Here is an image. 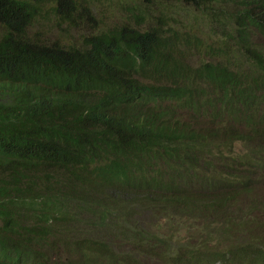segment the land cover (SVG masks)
<instances>
[{"label":"trees","instance_id":"trees-1","mask_svg":"<svg viewBox=\"0 0 264 264\" xmlns=\"http://www.w3.org/2000/svg\"><path fill=\"white\" fill-rule=\"evenodd\" d=\"M47 2L94 23L73 0H0V264H264V3L224 1L232 45L202 57L127 20L33 30ZM148 209L225 249L185 242L183 218L161 238Z\"/></svg>","mask_w":264,"mask_h":264},{"label":"rangeland","instance_id":"rangeland-1","mask_svg":"<svg viewBox=\"0 0 264 264\" xmlns=\"http://www.w3.org/2000/svg\"><path fill=\"white\" fill-rule=\"evenodd\" d=\"M76 5H81L90 10V15L94 19H87L79 21V14H75L76 21L78 23L73 25L62 24L57 17H55L51 11V4L49 2L42 4L40 9V14L47 15V19L43 20L40 17L37 18V21L34 24L33 30L42 29L43 27H49L53 29L55 33L59 32L61 35H66L70 37L71 41H74L79 37V34L82 33L79 31V22L81 26L85 28L91 27L93 24L98 27H110L117 24H120L122 21L127 20L131 26H138L141 29H145L148 26H157L164 28L167 31H173L178 33V37L185 39L183 43H189L192 47L201 43V48L196 54L202 56L203 49L206 46L217 47L218 45H232L230 40V31L228 25L223 22L221 18H228L229 13L225 9L231 10V8L224 3L226 0H217L218 5L215 4L216 9L209 7V1L212 0H73ZM241 0H238L237 4L241 5ZM248 2L249 0H244ZM259 3H264L261 0H256ZM217 7L222 8L219 10ZM240 9V8H239ZM80 26V27H81ZM84 32V30H83ZM50 41L53 40L54 36L49 34L47 36ZM225 43V44H224ZM259 44H262L263 41L259 40ZM203 57V56H202ZM237 150L242 148V145H236ZM157 209V208H154ZM158 210V209H157ZM157 210L148 209L145 214L157 215L154 219L150 218L148 215L144 218L146 224L150 225L149 227H158L160 226L159 236L163 238L161 231H169L170 224H175L180 218L185 219L189 224L188 228L181 229L178 233L179 237L183 238L185 242L191 241L194 243L199 242L198 247L204 243L209 249L212 247H217L219 250L223 251L225 246L219 242L221 240V235L216 234L211 228H215L214 224H211L210 227L205 228L201 226L202 220L193 215H173L172 212L160 213ZM159 214V215H158ZM170 218L171 222L166 223L164 216ZM208 220H213L212 217H206ZM190 229V230H188ZM264 236V232H258ZM192 236V239H189L187 236ZM223 238V236H222ZM264 239V237H262ZM212 243H210V241ZM218 246H211L217 245ZM210 246V247H209ZM203 247V248H204ZM127 254L129 252V260L124 264H161L157 260H149L140 257L139 260L136 256L126 249ZM128 254V255H129ZM207 254V251H203V258ZM132 258V260H131ZM92 264H97L92 262ZM104 264V263H103ZM218 264V263H215Z\"/></svg>","mask_w":264,"mask_h":264},{"label":"clouds","instance_id":"clouds-1","mask_svg":"<svg viewBox=\"0 0 264 264\" xmlns=\"http://www.w3.org/2000/svg\"><path fill=\"white\" fill-rule=\"evenodd\" d=\"M87 264H92V263H87Z\"/></svg>","mask_w":264,"mask_h":264}]
</instances>
